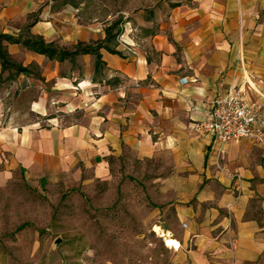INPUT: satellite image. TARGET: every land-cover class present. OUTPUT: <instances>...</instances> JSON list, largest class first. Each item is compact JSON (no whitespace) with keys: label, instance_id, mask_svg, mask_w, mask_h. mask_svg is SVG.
<instances>
[{"label":"crops","instance_id":"1","mask_svg":"<svg viewBox=\"0 0 264 264\" xmlns=\"http://www.w3.org/2000/svg\"><path fill=\"white\" fill-rule=\"evenodd\" d=\"M86 6L0 0V34L106 46L96 73L94 54L58 61L2 41L25 71L0 61V161L65 189L107 180L113 162L143 164L172 264H264V145H214L196 127L221 87L264 104V0L176 4L169 34L144 44L127 29L114 49L110 16L84 19Z\"/></svg>","mask_w":264,"mask_h":264},{"label":"rangeland","instance_id":"2","mask_svg":"<svg viewBox=\"0 0 264 264\" xmlns=\"http://www.w3.org/2000/svg\"><path fill=\"white\" fill-rule=\"evenodd\" d=\"M82 1L84 19L110 16L114 49L127 29L139 41L169 34V10L189 0ZM146 21L153 25L143 27ZM150 172L143 164L113 162L107 180L88 177L81 187L65 189L30 181L0 161V264H172Z\"/></svg>","mask_w":264,"mask_h":264},{"label":"built area","instance_id":"3","mask_svg":"<svg viewBox=\"0 0 264 264\" xmlns=\"http://www.w3.org/2000/svg\"><path fill=\"white\" fill-rule=\"evenodd\" d=\"M209 113L196 127L210 136L214 145L248 139L264 145V104L250 101L241 88H219L209 104ZM236 240L231 241L234 248Z\"/></svg>","mask_w":264,"mask_h":264},{"label":"trees","instance_id":"4","mask_svg":"<svg viewBox=\"0 0 264 264\" xmlns=\"http://www.w3.org/2000/svg\"><path fill=\"white\" fill-rule=\"evenodd\" d=\"M2 41H6L9 43H22L25 47H27L28 49L32 51L39 53V54L46 55L49 59H55L58 61H63L65 59L73 58L81 54H94L96 56V63H95L96 73H98L99 69L102 66L100 55L98 54V50L103 47H106L101 43H97L95 47H91L87 45L82 46L81 44H78L75 47L74 51L69 52L66 50L57 49L55 48L53 44L45 43L41 37L29 36L24 41H21L19 38H13L11 36L0 34V61L3 67V70L14 69L17 72H24L25 69L22 68L21 66L13 64L10 61L9 55L3 49V46L1 44ZM108 50L113 52V50H110V49Z\"/></svg>","mask_w":264,"mask_h":264}]
</instances>
